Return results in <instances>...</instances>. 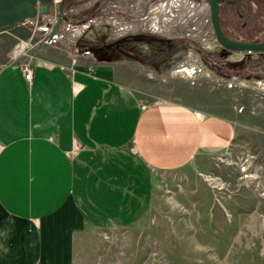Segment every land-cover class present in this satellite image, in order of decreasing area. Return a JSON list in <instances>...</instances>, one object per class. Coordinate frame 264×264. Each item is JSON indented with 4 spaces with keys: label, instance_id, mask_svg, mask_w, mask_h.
<instances>
[{
    "label": "crops",
    "instance_id": "1",
    "mask_svg": "<svg viewBox=\"0 0 264 264\" xmlns=\"http://www.w3.org/2000/svg\"><path fill=\"white\" fill-rule=\"evenodd\" d=\"M35 33L0 28V264H77L89 230L135 224L156 175L227 149L237 129L151 98L142 60Z\"/></svg>",
    "mask_w": 264,
    "mask_h": 264
},
{
    "label": "rangeland",
    "instance_id": "2",
    "mask_svg": "<svg viewBox=\"0 0 264 264\" xmlns=\"http://www.w3.org/2000/svg\"><path fill=\"white\" fill-rule=\"evenodd\" d=\"M54 14L41 15L45 28L34 44L43 45L55 28L72 49L104 42L102 57L141 60L145 40L175 43L168 66L152 60L144 68L151 98L225 116L237 129L227 149L201 152L156 175L149 207L135 224L89 230L77 264H264V51L221 47L206 0H71L58 24ZM219 15L227 36L264 38V0H223Z\"/></svg>",
    "mask_w": 264,
    "mask_h": 264
},
{
    "label": "water",
    "instance_id": "3",
    "mask_svg": "<svg viewBox=\"0 0 264 264\" xmlns=\"http://www.w3.org/2000/svg\"><path fill=\"white\" fill-rule=\"evenodd\" d=\"M54 0H0V28L23 23L37 15H46L57 12V18H61L65 2L71 0H56L58 8L53 7ZM198 1V0H195ZM209 7V18L217 43L233 52H263L264 39L261 41H246L228 37L222 30L220 24L219 5L223 0H206ZM151 39V38H150Z\"/></svg>",
    "mask_w": 264,
    "mask_h": 264
},
{
    "label": "trees",
    "instance_id": "4",
    "mask_svg": "<svg viewBox=\"0 0 264 264\" xmlns=\"http://www.w3.org/2000/svg\"><path fill=\"white\" fill-rule=\"evenodd\" d=\"M145 42L148 46V54L141 59L142 62L149 64L150 61L153 60L164 68L168 66V60L170 59L171 54L176 50V44L161 37H153L145 40ZM120 55L122 57H127L123 53Z\"/></svg>",
    "mask_w": 264,
    "mask_h": 264
},
{
    "label": "built area",
    "instance_id": "5",
    "mask_svg": "<svg viewBox=\"0 0 264 264\" xmlns=\"http://www.w3.org/2000/svg\"><path fill=\"white\" fill-rule=\"evenodd\" d=\"M53 2H58L54 0ZM64 17V16H63ZM61 16L60 20L63 18ZM42 21L41 15H37L36 17L29 19V21H25L23 23H28L29 27L32 29V32L35 33L40 30H44V26L40 24ZM64 37V34L62 32H58L55 30V28H49L46 34L42 38V42L45 44H55L61 41V39ZM31 68H25L24 69V77L25 79H30L31 78Z\"/></svg>",
    "mask_w": 264,
    "mask_h": 264
},
{
    "label": "flooded vegetation",
    "instance_id": "6",
    "mask_svg": "<svg viewBox=\"0 0 264 264\" xmlns=\"http://www.w3.org/2000/svg\"><path fill=\"white\" fill-rule=\"evenodd\" d=\"M227 1H228V2H231V1H233V3H234V0H227ZM62 13H63V12H62ZM61 16H62V14H61ZM58 20H60V19H58ZM228 37H229V36H228ZM230 38H233V37H230ZM233 39H236V38H233ZM263 39H264V38H263ZM263 39H262V40H263ZM246 41H247V40H246ZM248 41H249V40H248ZM98 45H99V46H98V47H96V49H99V50H100V48H102V47L106 46V45H107V43H103V42H102L101 44H99V43H98ZM116 53H117V52H116ZM116 55H117V54H116Z\"/></svg>",
    "mask_w": 264,
    "mask_h": 264
}]
</instances>
